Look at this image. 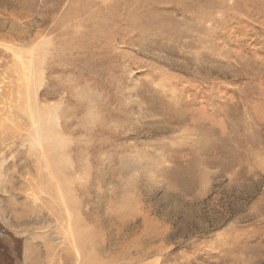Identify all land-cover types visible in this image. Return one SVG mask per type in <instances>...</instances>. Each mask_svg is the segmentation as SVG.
<instances>
[{
  "label": "rangeland",
  "instance_id": "rangeland-1",
  "mask_svg": "<svg viewBox=\"0 0 264 264\" xmlns=\"http://www.w3.org/2000/svg\"><path fill=\"white\" fill-rule=\"evenodd\" d=\"M0 234V264H264V0H0Z\"/></svg>",
  "mask_w": 264,
  "mask_h": 264
},
{
  "label": "trees",
  "instance_id": "trees-1",
  "mask_svg": "<svg viewBox=\"0 0 264 264\" xmlns=\"http://www.w3.org/2000/svg\"><path fill=\"white\" fill-rule=\"evenodd\" d=\"M2 230H4V229L2 228ZM1 235H3V234H0V245H1V247H0V258L1 259L2 258L5 259V261H6L7 260V247L9 245L7 244L6 239H4L3 237H1ZM1 255H3V256H1ZM2 262H4V261L1 260V264H3Z\"/></svg>",
  "mask_w": 264,
  "mask_h": 264
}]
</instances>
